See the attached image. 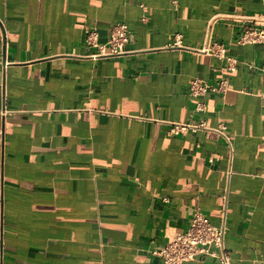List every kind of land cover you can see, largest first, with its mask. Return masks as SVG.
<instances>
[{
  "label": "crops",
  "instance_id": "obj_1",
  "mask_svg": "<svg viewBox=\"0 0 264 264\" xmlns=\"http://www.w3.org/2000/svg\"><path fill=\"white\" fill-rule=\"evenodd\" d=\"M259 14L264 0H0V264H164L196 208L230 264H264V42L240 39ZM116 22L127 52L88 57L86 29L105 43ZM208 27L224 55L201 50Z\"/></svg>",
  "mask_w": 264,
  "mask_h": 264
},
{
  "label": "built area",
  "instance_id": "obj_2",
  "mask_svg": "<svg viewBox=\"0 0 264 264\" xmlns=\"http://www.w3.org/2000/svg\"><path fill=\"white\" fill-rule=\"evenodd\" d=\"M250 21H258L259 28H248L241 35L240 39L244 42H264V14L249 16ZM207 43L201 47L206 53L224 55L222 44H209L210 27L205 32ZM130 30L123 22H116L109 27L108 38L105 43L98 42V35L94 29H86L84 41L88 46H93L96 51L88 57L96 59L99 57L119 56L125 54V44L129 41ZM174 41L173 45H177ZM232 60L226 69L233 71L236 66L235 59ZM225 82L221 81L220 84ZM207 88L200 84L199 79L194 78L190 81V91L193 94L201 93ZM214 90H222L221 85ZM264 105V94L262 95ZM231 147L228 136L224 135ZM224 226L212 225L208 217L199 209L192 211L188 225L184 231H174L167 236L166 243L160 247L156 253L163 259L164 264H180L184 261L193 260L197 255L206 253L218 259L217 264H230V252L224 245Z\"/></svg>",
  "mask_w": 264,
  "mask_h": 264
}]
</instances>
